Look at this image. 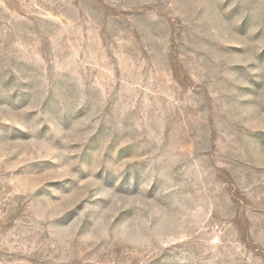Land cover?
Segmentation results:
<instances>
[{
    "label": "rangeland",
    "instance_id": "rangeland-1",
    "mask_svg": "<svg viewBox=\"0 0 264 264\" xmlns=\"http://www.w3.org/2000/svg\"><path fill=\"white\" fill-rule=\"evenodd\" d=\"M0 264H264V0H0Z\"/></svg>",
    "mask_w": 264,
    "mask_h": 264
}]
</instances>
